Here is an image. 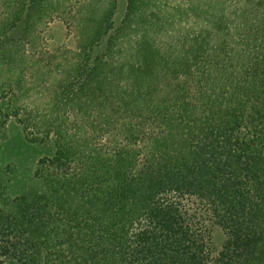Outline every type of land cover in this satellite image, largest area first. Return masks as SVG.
I'll return each instance as SVG.
<instances>
[{
  "label": "trees",
  "instance_id": "trees-1",
  "mask_svg": "<svg viewBox=\"0 0 264 264\" xmlns=\"http://www.w3.org/2000/svg\"><path fill=\"white\" fill-rule=\"evenodd\" d=\"M120 6L0 1V150L9 118L52 144L0 171V264H264V0ZM59 17L79 58L42 72Z\"/></svg>",
  "mask_w": 264,
  "mask_h": 264
},
{
  "label": "rangeland",
  "instance_id": "rangeland-1",
  "mask_svg": "<svg viewBox=\"0 0 264 264\" xmlns=\"http://www.w3.org/2000/svg\"><path fill=\"white\" fill-rule=\"evenodd\" d=\"M1 1V0H0ZM126 0H121L120 14ZM34 42L28 44L29 61L42 72L50 67L52 74L60 70L61 62L75 64L79 58L78 38L63 18L43 24L35 33ZM64 63V64H65ZM58 68V69H57ZM15 118L6 122L7 139L0 150V171L2 177L11 178V191L14 195L24 192L34 180V164L52 154V144L32 145L25 141L21 127ZM73 120H69L68 132ZM67 131V130H66ZM222 235L220 234V240Z\"/></svg>",
  "mask_w": 264,
  "mask_h": 264
}]
</instances>
